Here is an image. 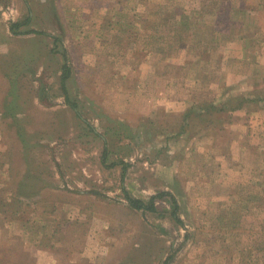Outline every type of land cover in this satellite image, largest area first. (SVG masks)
Segmentation results:
<instances>
[{"label": "rangeland", "instance_id": "1", "mask_svg": "<svg viewBox=\"0 0 264 264\" xmlns=\"http://www.w3.org/2000/svg\"><path fill=\"white\" fill-rule=\"evenodd\" d=\"M0 264H264V0H0Z\"/></svg>", "mask_w": 264, "mask_h": 264}, {"label": "trees", "instance_id": "2", "mask_svg": "<svg viewBox=\"0 0 264 264\" xmlns=\"http://www.w3.org/2000/svg\"><path fill=\"white\" fill-rule=\"evenodd\" d=\"M29 15H30V14H29ZM29 18H30V16H29ZM29 18L26 19V20H24V21H22V22H19V23H12V25H11V27H10V30H13V27L20 26V25H22V24H27V23L29 22ZM56 40H57V39H56ZM68 76H69V68L65 66V68H64V72H63V74L61 75V81H60L61 84H62V86H63L64 88H65V81H66V78H67ZM64 95H65L66 102H67V103L69 104V106L75 111V113L79 116V113H78V111H77V107H76V105H75L72 101H70L66 89L64 90ZM245 99H248V98L245 97ZM248 100H250V99H248ZM251 100H253V99H251ZM87 125H88V127H89V129H90L91 131H93L94 133H97V132L94 131V128H93L91 125H89V124H87ZM128 200L130 201V203H131L134 207H137V208H142V207L147 208V209H149V208H150V209H151V208H154V207H153V204H154V197H153V196L150 198V200H149L148 203H145V202L142 201V200L134 199V198H132V197H130V196H128ZM174 208H175V207H174Z\"/></svg>", "mask_w": 264, "mask_h": 264}]
</instances>
